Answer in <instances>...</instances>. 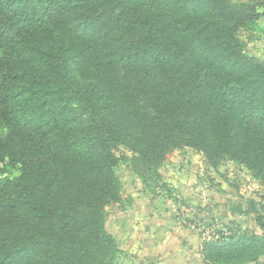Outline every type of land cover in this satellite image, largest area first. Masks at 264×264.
<instances>
[{
    "label": "trees",
    "instance_id": "1",
    "mask_svg": "<svg viewBox=\"0 0 264 264\" xmlns=\"http://www.w3.org/2000/svg\"><path fill=\"white\" fill-rule=\"evenodd\" d=\"M263 0H0V264H116L105 208L125 145L143 182L175 149L243 164L263 188L264 60L244 51ZM203 264L257 263L230 225Z\"/></svg>",
    "mask_w": 264,
    "mask_h": 264
},
{
    "label": "rangeland",
    "instance_id": "2",
    "mask_svg": "<svg viewBox=\"0 0 264 264\" xmlns=\"http://www.w3.org/2000/svg\"><path fill=\"white\" fill-rule=\"evenodd\" d=\"M258 11L263 14L255 30H242L241 40L247 54L264 60V0ZM6 133L0 124V137ZM117 155L120 161L115 171L121 182L122 199L105 208V227L119 250L116 264H154L155 253L164 255L170 243L168 236L160 242H147L149 250L144 248V234L153 229L168 227L172 232L179 231V246H189L186 251L192 258L199 253L201 264V244L215 230L239 225L264 236V228L257 225L254 213L249 211L251 201H259L263 188L243 164L224 160L212 167L202 154L183 147L166 156L159 168L158 182H143L131 169V151L120 145ZM17 174L15 168H0V178ZM160 245L164 247L156 251ZM249 264H264V255L257 263Z\"/></svg>",
    "mask_w": 264,
    "mask_h": 264
},
{
    "label": "crops",
    "instance_id": "3",
    "mask_svg": "<svg viewBox=\"0 0 264 264\" xmlns=\"http://www.w3.org/2000/svg\"><path fill=\"white\" fill-rule=\"evenodd\" d=\"M169 226V224H168ZM170 231V229L167 227H164L163 229H158V230H155L153 229L152 232L150 233H145L144 234V237L146 239H143L142 241L146 240L144 242L145 246L144 248L145 249H148L147 247H149L147 245V242H150L152 243L153 240L155 242H160V239L163 240L164 237H170L168 238L170 240V243H168V247L166 246V252L164 255H159L157 253L156 254V257H152V259H154V264H201V260L200 258H198V254L197 255V258H192V254L190 255L189 252L186 251V249L189 250V246L188 247H180L179 246V231H170V232H166V234L164 233V231ZM164 242V241H162ZM161 247H164V245H160V246H156V251L158 249H160ZM193 253V252H192ZM179 260H180V263H179Z\"/></svg>",
    "mask_w": 264,
    "mask_h": 264
}]
</instances>
